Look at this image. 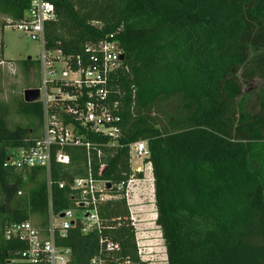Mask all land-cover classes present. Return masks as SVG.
<instances>
[{
	"label": "trees",
	"instance_id": "trees-1",
	"mask_svg": "<svg viewBox=\"0 0 264 264\" xmlns=\"http://www.w3.org/2000/svg\"><path fill=\"white\" fill-rule=\"evenodd\" d=\"M50 1L54 19L44 24V52H59L73 71L91 64L88 46L114 42L123 53L107 98L117 103L120 134L112 143L78 129L91 146L89 157L82 147L64 146L69 163L52 162L47 176L3 166L11 149L41 136L3 132L0 122V193L15 195L0 210V264H27L20 261L26 245L7 240L4 229L47 226V178L57 215L76 209L70 184L89 166L96 174L100 164L106 165L101 179L117 197L98 207L100 236L119 245L102 259L150 264L138 257L125 186L117 188L132 176L129 146L136 142L148 151L163 264H264V0ZM30 5L0 0L3 28L19 23ZM20 64L32 68L30 59ZM239 78L262 81L255 114L243 108ZM51 88L76 93L60 82ZM163 110L164 121L150 116ZM20 112L41 125L40 102L23 103ZM81 227L78 220L64 237H54L57 247L71 250L68 264H89L98 255L97 232L84 236Z\"/></svg>",
	"mask_w": 264,
	"mask_h": 264
},
{
	"label": "built area",
	"instance_id": "built-area-1",
	"mask_svg": "<svg viewBox=\"0 0 264 264\" xmlns=\"http://www.w3.org/2000/svg\"><path fill=\"white\" fill-rule=\"evenodd\" d=\"M53 19L54 6L50 0H31V5L24 14L23 19L12 26L27 36L28 39L41 44L42 68L46 63H50L52 59L49 57L54 53H48L49 56H46L43 51L44 24ZM86 53L91 54L89 58L91 64L85 69L79 67L73 71L68 68L67 62L61 57L60 53L56 52V61L63 60L65 69L76 76V80L70 81L71 84L65 83V86L74 89L76 93L72 95L56 89L61 95L53 96L49 94L46 87L49 82L43 80V86L39 89L40 97L38 101L44 103V107H42V135L29 147L11 149L3 165L5 168L16 171L42 170L49 176L52 162L61 165L69 163V157L62 152L64 146L82 147L87 150V157H89L91 146L83 142V137L78 129L109 138L112 143H115L120 134L118 128L120 117L117 115V103L109 105L107 98L110 80L121 66L120 56L123 53L114 42H101L95 46H88ZM79 64L80 61L78 60ZM50 82L52 83V81ZM49 103L55 104H53L54 106H47ZM97 156H100V152ZM129 156L130 160L132 157L146 160L148 158L146 143L136 142L131 144L129 146ZM88 164H90L89 160ZM105 169L106 165L100 164L98 171L94 174L92 167L89 166L85 177L74 179L70 184V190L74 192L76 209L65 210L57 215L52 210L51 182L49 177L47 178V226L38 228L31 222H22L8 225L4 229V237L7 240L16 238L26 245L25 250L20 254L21 262L27 264H68L71 258V250L57 247L54 243V237L55 235L64 237L66 232L74 227L78 220L82 226V235L86 236L92 232H97L99 236L97 241L98 255L92 257L89 264H105L102 255H112L119 251L117 243L100 236L102 222L98 216V207L117 198L109 194V190L112 188L111 183L101 179ZM148 169L151 172L149 163ZM140 171V168H136L137 173H140ZM133 182L134 180L130 176L126 185L120 183L117 186L118 189L125 186L124 198L128 208V192ZM107 185H110V187L107 188ZM62 186L63 184L60 185V187ZM129 213V219L135 229L138 257L142 262H148V259L143 256L142 247L145 245L142 242L143 237L137 232L136 220L130 208ZM118 264L133 263L130 260H125Z\"/></svg>",
	"mask_w": 264,
	"mask_h": 264
},
{
	"label": "rangeland",
	"instance_id": "rangeland-1",
	"mask_svg": "<svg viewBox=\"0 0 264 264\" xmlns=\"http://www.w3.org/2000/svg\"><path fill=\"white\" fill-rule=\"evenodd\" d=\"M6 21L7 18L0 14V122L2 131L18 133L21 136L24 135L23 137L26 139H37L42 135L43 124L40 125L37 121L29 120L28 117L21 114L20 109L24 103L23 92L28 89H41L45 79L49 82L46 85L49 94L58 96L61 95L58 93L59 91L51 87L56 82L71 84L70 81L76 80V76L65 69L63 60L56 61L54 53L53 58V55L49 57L52 59L50 63H46L42 68L41 44L28 39L11 25L3 28ZM45 55L49 56L47 52ZM28 58L32 63V68L29 65L24 68L20 64V62L28 61ZM239 82L241 84L239 99L243 102V108L249 114H255L259 110L258 92L261 90L262 81L254 78L250 83L245 84L239 78ZM40 103L44 107V103ZM53 104L55 103H49L47 106H54ZM168 110H163V114L152 113L150 116L157 121H164L165 117L173 113V110L170 109L165 116V112ZM130 167L134 182L128 192L129 208L136 220L137 232L143 237L142 242L145 244L142 247L143 256L148 259L150 264H163L166 259L165 249L160 230L155 225L156 211L152 174L146 160L132 157ZM136 168L141 169L140 173L136 172ZM24 192L26 193L27 190ZM8 196L0 193V210L2 208L6 210L8 200L15 195Z\"/></svg>",
	"mask_w": 264,
	"mask_h": 264
},
{
	"label": "water",
	"instance_id": "water-1",
	"mask_svg": "<svg viewBox=\"0 0 264 264\" xmlns=\"http://www.w3.org/2000/svg\"><path fill=\"white\" fill-rule=\"evenodd\" d=\"M120 60H123V55L120 56ZM39 97V89H28L23 92V101L25 104H33L35 102H38ZM109 187L110 185H107V188Z\"/></svg>",
	"mask_w": 264,
	"mask_h": 264
},
{
	"label": "crops",
	"instance_id": "crops-1",
	"mask_svg": "<svg viewBox=\"0 0 264 264\" xmlns=\"http://www.w3.org/2000/svg\"><path fill=\"white\" fill-rule=\"evenodd\" d=\"M55 56H57L56 52H54ZM54 54H52L54 56Z\"/></svg>",
	"mask_w": 264,
	"mask_h": 264
}]
</instances>
